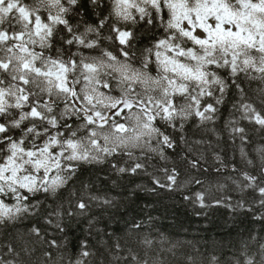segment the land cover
I'll list each match as a JSON object with an SVG mask.
<instances>
[{"label": "snow or ice", "instance_id": "obj_1", "mask_svg": "<svg viewBox=\"0 0 264 264\" xmlns=\"http://www.w3.org/2000/svg\"><path fill=\"white\" fill-rule=\"evenodd\" d=\"M0 264H264V0H0Z\"/></svg>", "mask_w": 264, "mask_h": 264}, {"label": "trees", "instance_id": "obj_2", "mask_svg": "<svg viewBox=\"0 0 264 264\" xmlns=\"http://www.w3.org/2000/svg\"><path fill=\"white\" fill-rule=\"evenodd\" d=\"M181 221H184L186 224V227L189 228V231L187 233H183L181 235V239H188V240H195V239H202L204 237L215 235L214 233H206L200 231V229H203L204 227L211 228V224H208L206 221H202L201 219H196L194 222H189L188 218L186 216L181 215L180 217ZM162 223L168 224L169 221H162ZM168 232H174L175 229L169 228L166 229ZM175 238V237H174Z\"/></svg>", "mask_w": 264, "mask_h": 264}]
</instances>
